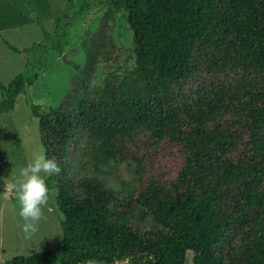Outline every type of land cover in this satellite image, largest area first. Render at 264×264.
I'll use <instances>...</instances> for the list:
<instances>
[{"label":"trees","instance_id":"16d2710c","mask_svg":"<svg viewBox=\"0 0 264 264\" xmlns=\"http://www.w3.org/2000/svg\"><path fill=\"white\" fill-rule=\"evenodd\" d=\"M110 10L132 33V68L91 86L96 56L110 52L96 37L59 105L29 107L61 169L46 178L61 244L3 264H185L188 253L192 264H264V0H111ZM62 19L53 38L38 19L43 51L61 50ZM30 76L0 81V115ZM170 155L179 168L166 177L154 158ZM121 166L131 174L124 195L112 183Z\"/></svg>","mask_w":264,"mask_h":264},{"label":"rangeland","instance_id":"374dc122","mask_svg":"<svg viewBox=\"0 0 264 264\" xmlns=\"http://www.w3.org/2000/svg\"><path fill=\"white\" fill-rule=\"evenodd\" d=\"M27 1L28 7L22 0H0V81L6 85L27 69L31 75L25 91L15 99L13 109L0 115V177L7 178L9 183L15 182L20 168L26 166L34 155L44 154L38 120L30 116V105H39L44 112L56 108L71 88L80 83L88 61L86 48L90 51L91 41L104 37L110 43L108 61L96 56L98 64L92 71L91 86H104L107 81L114 83L134 64L131 59L132 33L121 15L112 14L111 0H88V7L75 14L66 10L67 0ZM79 1L73 0V3ZM59 17H63L61 24L65 32L59 43L61 50L43 51V35L37 21H41L53 38ZM3 97L0 90V101ZM154 164L157 172L166 177L174 176L179 168V161L173 155L157 156ZM130 180L131 174L121 166L122 183L112 180L116 194L124 195L129 191L131 188L126 184ZM3 187V180H0V191ZM56 194V190L49 191L39 231L31 238H26L22 231L24 221L19 216L20 204L15 195L7 200L0 198V263L17 256L51 250L61 244V216L56 214ZM109 207L113 208L111 204ZM192 258L193 255L188 253L185 264H192ZM149 262L146 257L130 259V264Z\"/></svg>","mask_w":264,"mask_h":264},{"label":"clouds","instance_id":"9594fccd","mask_svg":"<svg viewBox=\"0 0 264 264\" xmlns=\"http://www.w3.org/2000/svg\"><path fill=\"white\" fill-rule=\"evenodd\" d=\"M60 172L61 169L55 159L38 153L27 162L26 166L20 168L14 183H9L7 178L0 177L4 186L0 191V198L7 200L15 195L19 201V216L24 221L21 227L26 238H31L39 231V222L49 201L46 177ZM84 264H99V262L90 258ZM112 264H130V260L127 256L114 257Z\"/></svg>","mask_w":264,"mask_h":264},{"label":"crops","instance_id":"0c3cea01","mask_svg":"<svg viewBox=\"0 0 264 264\" xmlns=\"http://www.w3.org/2000/svg\"><path fill=\"white\" fill-rule=\"evenodd\" d=\"M1 264H3V263H1Z\"/></svg>","mask_w":264,"mask_h":264}]
</instances>
